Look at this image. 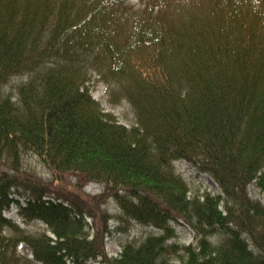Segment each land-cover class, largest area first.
Listing matches in <instances>:
<instances>
[{
  "label": "trees",
  "instance_id": "obj_1",
  "mask_svg": "<svg viewBox=\"0 0 264 264\" xmlns=\"http://www.w3.org/2000/svg\"><path fill=\"white\" fill-rule=\"evenodd\" d=\"M91 71L130 127L93 98ZM17 76L14 96L0 91V264H264V204L248 193L264 192V0H0V87ZM183 159L220 194H191ZM69 173L72 196L53 188ZM108 201L158 234L108 257ZM13 205L53 237L6 217Z\"/></svg>",
  "mask_w": 264,
  "mask_h": 264
},
{
  "label": "rangeland",
  "instance_id": "obj_2",
  "mask_svg": "<svg viewBox=\"0 0 264 264\" xmlns=\"http://www.w3.org/2000/svg\"><path fill=\"white\" fill-rule=\"evenodd\" d=\"M90 78L91 85L93 86L92 95L94 99L100 103L105 112L112 113L116 118H118V122L130 127V125L134 122V112L129 103L127 101H118L114 96L111 97L108 91L110 87L107 82L101 80L100 75L91 71ZM23 80V78L18 76L11 78L8 82H6V84H2L0 91L4 94L14 96L16 86L20 82H23ZM109 96L111 98H109ZM21 161L22 167L33 172L36 175L35 177L44 185L47 183V181L53 180L52 175L48 174L43 164L35 155L31 153H24L22 155ZM173 165L175 171L185 178L191 194L196 195V193L203 191H208L212 195L220 194V189L217 187L218 185L214 182L210 175L206 173H198L197 169L188 162L184 161V159L175 161ZM62 178L64 181L63 185L53 184V188H63L65 192H67V195L72 196V194H70L72 193V184L77 179V176L75 174L69 173L62 175ZM101 190V185L93 182L85 183L81 189L83 194H87L89 196L97 195L101 192ZM248 193L251 198L256 199L258 202L260 201L262 204H264V192L260 190L254 183H251L248 186ZM104 207L107 208L108 213L111 215V218H108L107 220V225L111 230V234L105 239L106 255L110 257L118 255L121 249V244H125L126 242H135L137 244L149 234H158V230L152 226L142 225L130 219L122 221L118 217L120 211L115 207L113 201H108ZM6 216L8 218L14 219L20 228L30 232V234L39 233L41 231L49 233L47 232L45 225L39 220H30L26 222L22 221V219L18 217L14 205L8 212H6ZM87 224V229L91 231V225H93L92 220L89 219ZM171 225L176 230V237L174 238L175 241L184 245L194 243L193 233L187 226L175 221L171 222ZM118 226H122V228L117 230L116 228ZM18 251L22 257L32 259L29 258L30 253L23 244L19 245ZM28 262H30V260ZM28 262L21 261V264H39L35 261L31 263ZM86 264L103 263H101L98 259L89 260Z\"/></svg>",
  "mask_w": 264,
  "mask_h": 264
}]
</instances>
